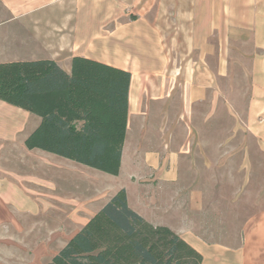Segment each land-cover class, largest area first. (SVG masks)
Masks as SVG:
<instances>
[{
  "label": "rangeland",
  "instance_id": "obj_1",
  "mask_svg": "<svg viewBox=\"0 0 264 264\" xmlns=\"http://www.w3.org/2000/svg\"><path fill=\"white\" fill-rule=\"evenodd\" d=\"M9 1L0 0L2 60L43 57L63 37L70 50L81 37L83 51L123 66L138 78L163 77L169 71L178 74L171 91L166 85L157 91L151 86V96L170 93L171 101H153L143 91L141 101L130 108L124 166L130 170L128 163L137 153L145 128L158 134L160 127L171 126L172 135H177L172 146L184 141L188 150L177 159L179 189L146 190V194L177 206L185 225L209 249L237 246L242 225L247 230L264 214V100L255 101L257 96L252 95L253 59L264 57V49L253 46V0H16L31 9L42 8L19 16L4 9ZM199 1L208 7L204 19L209 25L204 23L203 30L200 26L193 31L176 29L177 19L184 18L176 13H184ZM19 26L29 35L37 30L34 35L39 37L24 44L21 37L11 42L25 34ZM185 71L193 72L195 88L208 85L203 93L194 92L195 100L186 112L179 110L182 89L178 84ZM27 127L30 132L31 124ZM25 136L18 135L15 141L22 145ZM13 142L0 143V177L17 181L21 189L0 190V264H45L67 240L57 238L64 234V223L54 216V209L45 207L52 200L49 194L57 193L49 190L57 182L52 179L56 170L47 168L48 156L66 163L63 169L68 180L61 186L70 194L79 191L70 183L74 174L97 169L51 153L47 156L39 149L31 155ZM29 173L33 185L26 183ZM136 173L133 180L142 178ZM46 177H51V184L46 185ZM109 178L124 183L126 174Z\"/></svg>",
  "mask_w": 264,
  "mask_h": 264
},
{
  "label": "trees",
  "instance_id": "obj_2",
  "mask_svg": "<svg viewBox=\"0 0 264 264\" xmlns=\"http://www.w3.org/2000/svg\"><path fill=\"white\" fill-rule=\"evenodd\" d=\"M129 70L73 55L0 62V100L40 120L23 142L117 175L129 114ZM202 255L168 226L133 210L123 187L45 264H201Z\"/></svg>",
  "mask_w": 264,
  "mask_h": 264
},
{
  "label": "crops",
  "instance_id": "obj_3",
  "mask_svg": "<svg viewBox=\"0 0 264 264\" xmlns=\"http://www.w3.org/2000/svg\"><path fill=\"white\" fill-rule=\"evenodd\" d=\"M4 9L8 10L12 16H19L28 15L30 10L33 14H35V11L42 8L31 9L27 7V5L19 4L16 0H10L9 6ZM221 9V15H225V9ZM1 11L2 9L0 8V13ZM208 13V7L203 6L200 1L199 3L196 2L195 7L186 9L184 13L182 11L181 13H176L177 15H184L183 20L182 18L177 19L178 21H176V29L193 31L195 28L201 27L203 30L204 27L202 26L204 23L208 22L209 25L208 19H204V16H206ZM180 21L183 22L181 23ZM222 21H224V24V17ZM210 27L211 26H207L205 29H210ZM214 27L216 26L213 25L212 28ZM18 29L25 31V34H21L18 37H13L11 42L13 41L16 43L21 41L20 43L24 44L39 37L38 34L34 35V32L37 30H31L32 34L29 35L26 33V29L21 28V26H19ZM250 31H252L253 46L264 49V0H253V26L250 27ZM19 37H21V40L18 41ZM1 40L2 32L0 33V41ZM65 41L66 40L64 37L61 40L58 39L55 46L56 49L49 51L48 54L43 55V57H34L32 59L51 58L66 71L69 70L70 59L73 55H81L84 57L100 60L99 58L95 57L92 52L88 50L83 51L81 49V37L78 41L73 43V46L70 50L66 49ZM1 53L2 51L0 50V56ZM36 54L37 53H33V56H36ZM11 60L28 59H0V62ZM253 60L252 95L257 96L255 97V101L261 99L264 100V57L257 56ZM122 68L124 67L122 66ZM176 75L178 74L169 71L163 77L160 75L147 77L143 76L142 78H138L134 73H131L129 84V114L127 119L126 135L121 154V164L117 175H111L100 170H96L97 172H92L88 169L82 170L77 174H74L75 179L70 181L72 186L78 187L77 190L79 191H74V194H70L64 190V185L61 186L63 182L68 180V177L65 173L66 170L63 169L65 168L66 163L61 162V160H56L57 158H54L53 156H48L46 153L49 152L42 150L40 151L41 153H44L48 156V161L46 164L47 168L50 167L51 169L54 168V171L56 170V173H54V178L52 179H54L58 184L53 183L54 189L52 188L49 190L51 192L57 191V193L49 194V197L53 201L48 199L49 201L46 203L45 207L54 209V216L64 223V234L62 236H57V238L63 237L69 239L117 189L123 187L126 191L128 203L133 210H135L152 224L168 226L174 232L179 234L185 241H187L192 247L201 253V264H264V214H261L254 224L252 222L247 230H244V225H242L240 229V241L237 246L230 247L227 245H220L221 248H216L217 246H215L209 249L207 244L204 243L189 226L185 225L186 221L183 217L179 216V210L177 206L172 207V205L169 203L164 204V202H159V200L153 198V195L151 198H149V194H146V190L153 191L156 189L177 191L179 189L177 179L175 178L178 171L177 159L180 157H185L188 150L185 148L186 143H183L184 141H180L176 145L174 144V146H172L177 135H172V131L170 130L171 126H165L166 128L160 127L158 134H153L149 128V130L145 128L143 131V136L141 135L142 139L140 140L136 150L137 153L134 156L132 155L133 159L128 163L130 165V170H127L124 166L127 164L125 155L128 152L127 141L130 108L141 101L143 91H147L149 93L147 94L149 99L153 101H171L172 96L170 93L160 96H151V92L154 91L151 89V86H153L155 91H157L156 89H160L161 85H166V90L169 88V91H171L176 85V82L174 81V79H176ZM182 75L183 80L181 83H178L182 89L179 110L186 112L191 109V104L195 100L194 92H197V94L199 92L203 93V89L205 87L208 89V85L205 87L203 85L201 87L197 86L195 88L193 72L185 71L182 72ZM139 79L140 83L138 82ZM162 80H164V83L161 84ZM137 83L140 84L139 88L137 87ZM253 100L254 98L251 100L250 112H253L254 109ZM258 107L261 106H257V108ZM18 112L21 113V118L17 117ZM3 113L5 114L4 116ZM34 117H37L38 121ZM39 120L40 118L37 115L0 100V143L4 141H14L13 143H19L23 150H26L28 153L33 155V149H26L23 144L21 145V142L15 141V139L18 135H27L29 132L27 125L31 124L32 127L30 131H32V129L38 124ZM184 125L188 127L187 122H185ZM152 143L154 144V147L151 148ZM134 159H137V161H134ZM123 171L126 174L124 183H118L114 181V178H109L118 177L121 175V173H123ZM135 172H137L136 174H138V176H142V178H136L133 180V174ZM30 175L31 176L26 178V183L33 185L34 177L32 176V173ZM83 175L86 177H82ZM45 180H47V182ZM45 180L44 181L46 185L51 184V177H46ZM56 185L59 187L57 188ZM135 185H138L140 188L136 190ZM26 188L28 189L27 186ZM20 189V183L17 181L3 179L0 177V190L20 191ZM134 197L136 198L135 204H133L131 201ZM55 199H57V201H55ZM68 231L69 234L67 235L66 232ZM49 232L51 231L49 230Z\"/></svg>",
  "mask_w": 264,
  "mask_h": 264
}]
</instances>
